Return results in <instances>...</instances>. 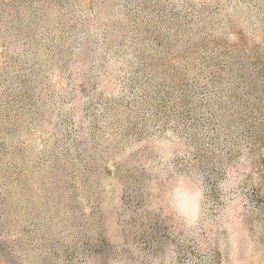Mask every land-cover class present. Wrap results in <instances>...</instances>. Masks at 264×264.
Instances as JSON below:
<instances>
[{"label":"rangeland","instance_id":"374dc122","mask_svg":"<svg viewBox=\"0 0 264 264\" xmlns=\"http://www.w3.org/2000/svg\"><path fill=\"white\" fill-rule=\"evenodd\" d=\"M0 264H264V0H0Z\"/></svg>","mask_w":264,"mask_h":264},{"label":"clouds","instance_id":"9594fccd","mask_svg":"<svg viewBox=\"0 0 264 264\" xmlns=\"http://www.w3.org/2000/svg\"><path fill=\"white\" fill-rule=\"evenodd\" d=\"M165 178L168 182L163 192L155 182L149 188L154 208L158 211L162 208L166 215L173 216L189 228L195 227L205 212V189L202 179L196 174L178 173H174L170 179ZM228 183H235L231 174L229 181L221 185L222 191H228Z\"/></svg>","mask_w":264,"mask_h":264}]
</instances>
